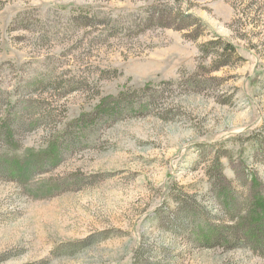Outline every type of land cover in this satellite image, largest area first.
I'll return each instance as SVG.
<instances>
[{
	"label": "rangeland",
	"instance_id": "obj_1",
	"mask_svg": "<svg viewBox=\"0 0 264 264\" xmlns=\"http://www.w3.org/2000/svg\"><path fill=\"white\" fill-rule=\"evenodd\" d=\"M2 158L0 264H264V0H0Z\"/></svg>",
	"mask_w": 264,
	"mask_h": 264
},
{
	"label": "trees",
	"instance_id": "obj_2",
	"mask_svg": "<svg viewBox=\"0 0 264 264\" xmlns=\"http://www.w3.org/2000/svg\"><path fill=\"white\" fill-rule=\"evenodd\" d=\"M116 97L117 96L110 97L108 100H114ZM104 103L105 101L102 102L98 108H101ZM46 150L47 147L42 151H34L31 155L32 160L36 161L38 157L37 162H40L41 158L38 155L46 152ZM53 158L54 155L51 154L48 157V161H52ZM33 166L34 163L31 161L29 163L27 160L23 161L22 163L14 160V162L11 163V161H7L3 158L0 159V170L4 171L3 174H9L14 178L30 174L32 172L31 169ZM249 208L248 222L246 224L244 223L241 227L243 231V237L247 240L252 249L264 255V195L261 192L255 193Z\"/></svg>",
	"mask_w": 264,
	"mask_h": 264
}]
</instances>
